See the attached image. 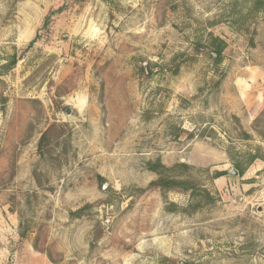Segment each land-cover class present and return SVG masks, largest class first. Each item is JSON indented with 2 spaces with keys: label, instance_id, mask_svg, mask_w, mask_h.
<instances>
[{
  "label": "rangeland",
  "instance_id": "obj_1",
  "mask_svg": "<svg viewBox=\"0 0 264 264\" xmlns=\"http://www.w3.org/2000/svg\"><path fill=\"white\" fill-rule=\"evenodd\" d=\"M258 1L0 0V264H264ZM157 159L214 202L139 192Z\"/></svg>",
  "mask_w": 264,
  "mask_h": 264
},
{
  "label": "trees",
  "instance_id": "obj_2",
  "mask_svg": "<svg viewBox=\"0 0 264 264\" xmlns=\"http://www.w3.org/2000/svg\"><path fill=\"white\" fill-rule=\"evenodd\" d=\"M257 4L264 6V1L263 0L258 1ZM50 19H51V13H48L43 20L42 28L44 29L48 28L50 24ZM211 41H212L211 44L206 48L211 50V54H210L211 59L214 61V64L217 65L221 61L222 43L217 38H214ZM33 42L34 41H31L29 46H31ZM197 46H198L197 54L204 51V49H202L203 47L199 48V45ZM16 63H17V56L11 55L9 57L8 63L1 66V69L3 70V72H8L16 65ZM177 70L178 67L175 69V73L177 72ZM245 137L246 139H251L250 135L248 134H245ZM234 169L238 172L239 176L243 174V170H241L238 165L234 166ZM146 170L156 174L157 179L150 182L145 189H139V192L158 189L162 192L186 193L189 194V196L192 198H196L197 196L198 197L204 196V198H206L207 200V203L214 202L213 197L210 196V194L206 189H201L198 186V184H196L195 182L189 180H182L175 175V174L188 173L191 170V168L184 163H177L171 167H166L164 164H162L160 159H157L155 161H148L146 163ZM224 175H226L225 171L216 172L212 176V179L215 180ZM98 179L100 181V186H101V183L103 182L104 179L102 177H98ZM93 206H94L93 204H86L75 211H70L69 215L72 218H80L84 216L86 212ZM200 207L201 205L196 203L195 205H189L187 209H181L180 212L190 215L192 213H195ZM166 211L177 212L178 209L176 205L170 204V207H168ZM101 237H102V231L99 228L94 227L91 235L90 246L92 247L95 246V244L100 240Z\"/></svg>",
  "mask_w": 264,
  "mask_h": 264
},
{
  "label": "water",
  "instance_id": "obj_3",
  "mask_svg": "<svg viewBox=\"0 0 264 264\" xmlns=\"http://www.w3.org/2000/svg\"><path fill=\"white\" fill-rule=\"evenodd\" d=\"M70 111H71V110L68 109V108L65 110V112H66L67 115L70 114ZM228 174H229V176H233V177H234V176L237 175V171H236L235 169H232L230 172H228ZM259 210H261V209H259Z\"/></svg>",
  "mask_w": 264,
  "mask_h": 264
},
{
  "label": "crops",
  "instance_id": "obj_4",
  "mask_svg": "<svg viewBox=\"0 0 264 264\" xmlns=\"http://www.w3.org/2000/svg\"><path fill=\"white\" fill-rule=\"evenodd\" d=\"M257 163V162H256ZM255 162H254V164L253 165H258V164H256ZM218 180H219V182H225V179L223 178V177H220V178H218ZM230 182V181H229Z\"/></svg>",
  "mask_w": 264,
  "mask_h": 264
}]
</instances>
